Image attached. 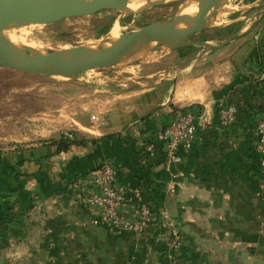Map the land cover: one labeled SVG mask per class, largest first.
Listing matches in <instances>:
<instances>
[{"label": "crops", "instance_id": "obj_1", "mask_svg": "<svg viewBox=\"0 0 264 264\" xmlns=\"http://www.w3.org/2000/svg\"><path fill=\"white\" fill-rule=\"evenodd\" d=\"M231 27V42L187 59L181 75L125 95L101 118L76 121L94 132L83 145L0 148V264H264V177L254 137L264 119V14ZM222 101L237 108L227 128L218 122ZM178 109L201 113L209 126L189 152L178 150L180 161L167 164L157 153L151 163L143 143ZM103 163L116 168L127 200L139 187L154 212L171 213L183 238L173 259L156 228L115 230L83 203L86 177ZM131 210L127 201L122 214Z\"/></svg>", "mask_w": 264, "mask_h": 264}, {"label": "rangeland", "instance_id": "obj_2", "mask_svg": "<svg viewBox=\"0 0 264 264\" xmlns=\"http://www.w3.org/2000/svg\"><path fill=\"white\" fill-rule=\"evenodd\" d=\"M253 1H227L221 17H213L212 27L190 40L219 45L231 36V26L236 24L239 28L264 14V9L253 13L251 6L262 0ZM181 2L163 1L139 13L102 11L88 17L64 19L32 32L30 41L40 51L85 46L106 39L111 30L113 33L114 26H117L120 36L156 21L169 20L177 13ZM231 10L237 12L231 14ZM179 50H146L126 63L105 70L83 72L71 79L43 78L0 68V148L52 143L71 132H75L79 139L93 136L94 132L82 130L76 121L88 113L89 117L96 116L94 113L100 117L111 108L118 110L125 95H138L153 85L169 82L183 73L180 71L185 69L187 59L190 61L207 51L200 46Z\"/></svg>", "mask_w": 264, "mask_h": 264}, {"label": "water", "instance_id": "obj_3", "mask_svg": "<svg viewBox=\"0 0 264 264\" xmlns=\"http://www.w3.org/2000/svg\"><path fill=\"white\" fill-rule=\"evenodd\" d=\"M130 1L0 0V68L43 78L71 79L83 72L105 70L126 63L146 50L176 51L199 46L215 50L231 42V36L216 46L190 40L192 36L212 27V18L224 12L223 7L229 0H196V14L180 15L177 11L169 20L144 25L136 31L120 35L116 40H106L110 44L107 47L80 46L59 51H40L31 46L15 45L4 36L7 30L51 25L64 19L88 17L102 11L139 13L163 2L155 0L152 5L146 4L139 12H132L127 9ZM251 7L254 14L259 13L264 9V0ZM236 12L231 10V14ZM180 23L185 26L179 28Z\"/></svg>", "mask_w": 264, "mask_h": 264}, {"label": "built area", "instance_id": "obj_4", "mask_svg": "<svg viewBox=\"0 0 264 264\" xmlns=\"http://www.w3.org/2000/svg\"><path fill=\"white\" fill-rule=\"evenodd\" d=\"M218 122L220 127L227 128L236 122L237 108L226 101L218 104ZM174 120L156 133L150 141L143 143L146 160H154L157 156V145L167 164L180 161L178 150L189 152L200 129H207L209 124L200 114L187 109L175 111ZM256 139L255 152L259 155V164L264 177V119L259 120L254 130ZM117 170L111 163H103L93 170L86 178L90 191L83 196L86 206L99 210L101 220L115 230L142 233L150 227L160 231L162 244L169 258H174L183 245V238L171 216L163 208L154 212L153 206L143 200L142 190L138 187L131 192V198H126V188L116 182ZM132 203L130 216L122 214V206Z\"/></svg>", "mask_w": 264, "mask_h": 264}, {"label": "bare ground", "instance_id": "obj_5", "mask_svg": "<svg viewBox=\"0 0 264 264\" xmlns=\"http://www.w3.org/2000/svg\"><path fill=\"white\" fill-rule=\"evenodd\" d=\"M151 1L152 0H131L129 2V4L127 5V9L133 10V11L135 10V12H139L148 2H151ZM163 1H174V0H163ZM154 2H152V3H154ZM225 7H227V5ZM168 12H169V10H168ZM197 12H198V7H197L196 0H182V2L180 3V5L178 7V13L180 15H194ZM217 17H218V15H217ZM220 17H221V15H220ZM213 19H215V18H212L211 22L213 21ZM214 24H216V23H214ZM41 27H42V25H32V26H29L27 28H22V29H18V30H7L6 32H4V36L7 39H9L12 43H14L15 45L34 47V46H32L31 41H30V34L34 31L41 29ZM183 27H184L183 23H180L179 28H183ZM111 31L109 32L107 39H105V40L100 39L99 41H95L93 43H88L85 45V47H87V48H98L100 46H105V47L109 46L110 44L108 42H105L106 40L107 41L108 40H116L119 37L117 26H114L112 34H111ZM152 45L154 46L155 44H152Z\"/></svg>", "mask_w": 264, "mask_h": 264}, {"label": "trees", "instance_id": "obj_6", "mask_svg": "<svg viewBox=\"0 0 264 264\" xmlns=\"http://www.w3.org/2000/svg\"><path fill=\"white\" fill-rule=\"evenodd\" d=\"M68 135L69 136H62L59 140L52 142V144L57 147V152H66L73 146L83 145L85 142H87L84 139L81 140V139L77 138V135L75 132H71ZM94 141L95 140H92V142H94ZM157 148H158L157 152L159 153L158 155L160 156L159 158L164 159V155H161V145H157ZM142 155L143 156L145 155L143 151H142ZM155 160H152V161L150 160V162L155 163ZM151 166H149V167H151ZM162 246H163V244H162ZM161 249L163 250V252H166V249L164 246Z\"/></svg>", "mask_w": 264, "mask_h": 264}]
</instances>
